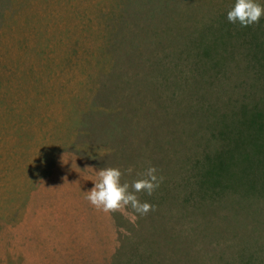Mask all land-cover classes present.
I'll return each mask as SVG.
<instances>
[{"label":"rangeland","instance_id":"1","mask_svg":"<svg viewBox=\"0 0 264 264\" xmlns=\"http://www.w3.org/2000/svg\"><path fill=\"white\" fill-rule=\"evenodd\" d=\"M233 3L0 0V264H264V17ZM150 165L154 211L85 199Z\"/></svg>","mask_w":264,"mask_h":264},{"label":"clouds","instance_id":"2","mask_svg":"<svg viewBox=\"0 0 264 264\" xmlns=\"http://www.w3.org/2000/svg\"><path fill=\"white\" fill-rule=\"evenodd\" d=\"M264 17V5L259 0H234L233 6L227 11V20L233 24L239 23L247 27L260 22ZM106 150L100 149L99 155L103 157ZM129 168L128 172L131 173ZM122 171L119 167H103L96 172L94 186L85 193V199L99 212L111 214L123 212L130 207L134 213L144 216L155 210L151 203L142 202L138 193L151 196L163 182V177L157 175L155 166L137 174L138 178L131 183L122 182ZM135 219V217H133Z\"/></svg>","mask_w":264,"mask_h":264},{"label":"trees","instance_id":"3","mask_svg":"<svg viewBox=\"0 0 264 264\" xmlns=\"http://www.w3.org/2000/svg\"><path fill=\"white\" fill-rule=\"evenodd\" d=\"M258 114H253V116H252V118H256V116H257ZM250 120V119H249ZM252 124V123H255V122H247L246 124H245V126L246 127H248V128H253V127H251L250 126V124ZM256 126H257V129H258V131H255L256 133H253V134H249L248 135V139H250L251 141H253L254 143H258V142H261L262 141V139L264 140V136H263V134L261 133V123H257L256 124ZM220 158V157H219ZM218 158V159H219ZM224 159H222V161H223ZM222 161H221V159H219V161L217 160L216 162H215V164L213 165V168H215L214 170H221L222 169V165H221V163H222ZM213 174V172L211 171V170H207V174H206V177H208V175L209 174ZM214 177V176H213Z\"/></svg>","mask_w":264,"mask_h":264}]
</instances>
